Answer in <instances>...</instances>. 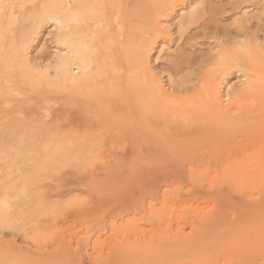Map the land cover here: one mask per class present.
Masks as SVG:
<instances>
[{
	"label": "rangeland",
	"instance_id": "374dc122",
	"mask_svg": "<svg viewBox=\"0 0 264 264\" xmlns=\"http://www.w3.org/2000/svg\"><path fill=\"white\" fill-rule=\"evenodd\" d=\"M40 1L0 4L16 37ZM114 1L95 25L110 33L92 68L106 94L58 89L51 22L0 86V206L13 215L0 264H264V0H140L146 18ZM127 33L149 44L130 65ZM13 136L30 144L21 158ZM47 148L61 151L29 184Z\"/></svg>",
	"mask_w": 264,
	"mask_h": 264
},
{
	"label": "bare ground",
	"instance_id": "6f19581e",
	"mask_svg": "<svg viewBox=\"0 0 264 264\" xmlns=\"http://www.w3.org/2000/svg\"><path fill=\"white\" fill-rule=\"evenodd\" d=\"M6 1L8 2L9 0H0V4ZM30 1H33V0H30ZM95 1L97 2V4L94 3ZM134 1L132 2L136 5V9H137L136 12H138L140 16H144V18H146L148 14L150 15L151 12H153L152 7H149V6L147 7V4L145 5L143 4L144 1L142 2L140 0L139 1L137 0L138 2L137 1L134 2ZM154 1H159V0H154ZM112 2L110 1L108 2V0H57L56 2L52 0H41L39 3V6L31 10L29 12L30 14H27V17L29 16L30 18H27L25 16V20L30 19L31 21L28 27V31L23 32L18 37H16L17 36L16 33L18 31L15 33L16 30L11 29V20H14L13 12L7 9H5V11H7L5 12L3 8H1L3 5H0V64L4 68V73L0 72V86L2 84H5V86L16 84V82L18 81L17 79L18 75H16L9 68L11 66H14L13 64L14 62L17 61L18 63L20 61H23L21 58V53L23 52L27 44L30 42V38H32L31 36H33L34 32H36V30L41 28L44 24L51 22L56 28V30L58 31L59 43L63 45L65 49V53L58 57V73L60 75L58 89L64 90L65 86H67V84L70 83L72 85L71 91L73 94H80V93L86 94L87 92L92 93V94H96V93L106 94L108 86H105V85H102V87L92 86L93 81L97 79L99 80V78L103 76V73L101 72V68H99L103 65V62L101 61L96 62L93 55L95 51L101 48L103 43H106V41L109 40L108 35H110V33H109L108 28L106 27L107 25L105 26L106 29H104L103 31L96 30V27L98 25L96 27L95 25L97 23L98 24L100 23L101 25L104 26L103 22L101 23V21L106 22L108 20L107 16L110 13L108 11L111 10L109 3H112ZM114 2L113 4H115ZM140 2L143 4V6L139 5ZM120 3L121 2H119V4ZM123 3H122L123 6L122 5H119L121 7L118 6L119 10L120 9L122 10L121 14L123 15V19L125 20L123 21V23L126 22L127 17H129L130 20L132 21L131 18L133 14L129 12L128 6H126L125 3L124 4ZM148 3L150 4L151 1L148 0ZM152 4L154 5V3ZM157 6L158 5L153 6V7L155 8ZM115 8H117V6ZM157 11L158 10L155 9L156 13L159 12ZM117 13H119V11H117L115 14ZM129 18L127 20H129ZM109 20H108V24H109ZM149 25H147V27L145 26V28L141 30V33H145V32L147 33V31H149V28H150ZM124 28L125 26L124 24H122V29ZM151 28H152L151 29L152 31L153 30L152 25H151ZM154 29H155V26H154ZM10 34L12 35L7 37ZM128 34L129 33H127V35ZM128 36H130V34ZM142 37H143V34H134V35L132 34L127 40V42H125L126 40L124 41L125 42L124 45H126L125 49L127 48V50L129 51V53H126L127 55L125 54V58H124L126 65H130V61L138 62L141 58H143L142 57L143 54L141 53L143 50L139 52L141 54L140 56V54L137 51H135L133 48L136 46L143 48L142 45L140 46V44H138L144 40L142 39ZM146 39L148 38L146 37ZM143 44H146V43H143ZM146 45L148 46L149 44H146ZM147 46L145 48H147ZM246 54L248 55L250 54L251 56L252 53L249 50V52H247ZM95 64L99 65L98 67L99 70L97 69L94 71V69H92ZM246 87L249 88L250 84H246ZM252 87H250L249 89H251ZM154 91H156V93L158 94V90L155 89ZM1 92H3L2 88H0V93ZM9 92H11V90H9ZM147 92L149 95L150 94L155 95V92L151 93V89L150 91H147ZM247 95L243 93L242 96H247ZM18 125L21 127L23 126L32 127L31 124H19L18 123ZM39 125H41V123ZM6 128H8V133H9L12 130L13 126H10L9 124V127H6ZM15 139H18V137L13 136L11 138V142L12 141L15 142L13 145L15 146V150L17 151V158H21L23 156L22 154L23 149H24L23 153L26 152L25 146L27 145L28 141L27 139L24 140L25 142L23 141V139L21 140H15ZM28 146H30L29 143H28ZM47 149L43 151L44 153L42 154V157L43 155L44 157L41 158L43 159V161L40 160L41 161L40 164H35V166L32 167L33 169L31 171L25 172L24 174L26 176L23 174V177L26 178V181L29 184L30 183L32 184L33 179L38 177L37 174L41 172L42 169L46 170L56 161V157L59 156V152L61 151L60 148H56L57 150L51 149V148H49L48 150ZM8 185H9L8 187L10 188V190H13L14 186L15 185L17 186L18 184H14V186L12 184L11 185L8 184ZM8 187L6 189L9 190ZM8 190H7V193L10 191ZM18 212L19 211L17 210V213ZM8 214H9V207L6 205V203H4L0 206V226L9 224L10 221H8V219L12 221L13 215L11 216L10 215L11 213H10L9 215L11 217L8 216L9 218L7 219Z\"/></svg>",
	"mask_w": 264,
	"mask_h": 264
}]
</instances>
